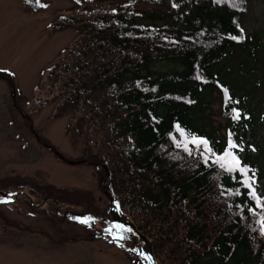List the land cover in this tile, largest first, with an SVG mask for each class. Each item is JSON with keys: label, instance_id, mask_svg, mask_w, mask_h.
Returning a JSON list of instances; mask_svg holds the SVG:
<instances>
[{"label": "trees", "instance_id": "16d2710c", "mask_svg": "<svg viewBox=\"0 0 264 264\" xmlns=\"http://www.w3.org/2000/svg\"><path fill=\"white\" fill-rule=\"evenodd\" d=\"M72 1L52 30L77 31L75 45L50 69L56 115L71 116L68 132L102 157L90 161L107 165L117 211L149 240L146 263L145 256L152 264H264L257 218L235 207L246 197L221 195L236 185L177 147L185 137L175 127L206 137L216 150L231 130L237 154L252 170L260 166L264 184V143L258 155L245 145L248 130L264 128V27L244 26L253 0H235L236 7L228 0ZM22 3L33 12L47 5ZM237 24L239 42L228 38L240 34Z\"/></svg>", "mask_w": 264, "mask_h": 264}, {"label": "rangeland", "instance_id": "374dc122", "mask_svg": "<svg viewBox=\"0 0 264 264\" xmlns=\"http://www.w3.org/2000/svg\"><path fill=\"white\" fill-rule=\"evenodd\" d=\"M42 1L47 7L33 12L22 0H0V191L7 193L0 201H8L0 202V264H141L131 250L140 255L148 248L113 222L102 189L104 170L62 162L34 137L16 110H24L42 141L66 158L102 161L92 144L68 132L72 117L56 115V94L51 92L50 69L65 59L77 38L75 27L52 30L66 21L62 16L71 13L74 3ZM244 26L248 32L263 29L264 2L252 1ZM245 134L246 148L258 155L264 128L256 135L252 130ZM239 158L244 164L243 156ZM253 170L261 193L260 166ZM73 216H91L95 226ZM107 233L122 235L116 241L123 247ZM147 264L152 262L148 259Z\"/></svg>", "mask_w": 264, "mask_h": 264}, {"label": "snow or ice", "instance_id": "6c2138e0", "mask_svg": "<svg viewBox=\"0 0 264 264\" xmlns=\"http://www.w3.org/2000/svg\"><path fill=\"white\" fill-rule=\"evenodd\" d=\"M28 2H31V0H28ZM76 2L80 3L81 0H76ZM223 2L224 0H213V3L217 4ZM36 3L39 5L40 0H36ZM228 3L232 7H236L235 0H228ZM41 6L47 7V5ZM172 6L179 7V5L176 3H173ZM237 27L239 28L240 34L238 36L229 34L228 38L239 42L240 40L244 39V30L243 28H240L239 24H237ZM199 78L200 77L198 76L197 79ZM223 92L225 95V100L227 102L231 99V97L228 95V89L224 88ZM232 113L233 120H238L240 118L239 109L233 108ZM175 127L179 130L181 136L185 137L181 144H177V147H181L183 151L187 152L190 156L195 152L199 159L204 163L205 167L215 166L228 175L229 179L236 186L230 188H222L221 195L246 197L245 200H243L240 204H236L235 207L239 209L241 213L246 210L248 214L255 216L257 218L256 223L259 225L258 230L261 235H264V195H261L256 189L257 181L255 171L252 170L248 165L243 164L236 152L233 151V149H238L239 145L233 141V133L231 132V130H229L228 132V139L224 149L216 150L211 146L210 141L206 137L197 136L193 133H186L185 129L181 128L178 124ZM173 139L175 140L176 138L173 137ZM131 140L132 138L129 137V141ZM189 145H191L192 147H190ZM249 172H251L252 174L249 175ZM237 173L239 175V178H237ZM11 195L14 194L10 193L9 196ZM248 202H251L253 206L246 208ZM231 207L232 206L229 205V210H231ZM243 218L244 216L241 215V219ZM71 219L77 220L83 224H89L90 221H94V218L91 216H73L71 217ZM119 227L123 229V226ZM124 230L127 232H132L131 228H127ZM105 231L110 230L105 229ZM113 239H124V237L122 235L117 236L114 234ZM132 251H136V249H132ZM140 255H144V253L141 252ZM145 258L150 260L151 256H145Z\"/></svg>", "mask_w": 264, "mask_h": 264}, {"label": "water", "instance_id": "95a60500", "mask_svg": "<svg viewBox=\"0 0 264 264\" xmlns=\"http://www.w3.org/2000/svg\"><path fill=\"white\" fill-rule=\"evenodd\" d=\"M13 94H14V99H15V94H16L15 88L13 89ZM32 131H33V133L35 135V138L38 141H41L40 140V136L38 135V133L34 129L33 125H32ZM42 144H43L44 147L50 149L62 162L66 163L68 165H73L74 166V165H81V164H91V165L101 166L104 169V171H105L104 179L109 177L108 167L104 163L90 161V160H88L86 158L78 159V160H71V159L66 158L63 154H61L52 144L47 143V142H43ZM104 185H106V180H104ZM103 191H104V193L106 194V196L108 197V199L110 201V212H111V215H112L114 221H116L120 226H124L126 228H131L132 232L135 233L137 236L141 237L144 240L145 244L150 248L149 240L137 230V228L135 227L133 222L131 220H129V219H123L120 216V214L117 212L115 200L111 196V194L108 192V190L104 189ZM2 194H4V193H2ZM140 259H141V262L143 264H146V262H145V260L143 258H140Z\"/></svg>", "mask_w": 264, "mask_h": 264}, {"label": "flooded vegetation", "instance_id": "af4514ba", "mask_svg": "<svg viewBox=\"0 0 264 264\" xmlns=\"http://www.w3.org/2000/svg\"><path fill=\"white\" fill-rule=\"evenodd\" d=\"M16 110L18 111V114H20L27 122H28V124H29V129L31 130V132H32V134L34 135V133H33V131H32V125H33V122H32V119L28 116V114H26L25 113V111L24 110H22V109H20V108H16ZM34 129H35V127H34ZM36 130V129H35ZM34 137H35V135H34ZM40 142L41 143H43V141H42V139L40 138ZM43 145V144H42ZM48 149V148H47ZM101 182H102V185H103V188L102 189H104V180L102 181L101 180ZM107 189V181H106V186H105V190ZM22 193V192H21ZM20 193H16V198H15V201H17V199L19 198L18 197V195H19ZM110 204V203H109Z\"/></svg>", "mask_w": 264, "mask_h": 264}, {"label": "bare ground", "instance_id": "6f19581e", "mask_svg": "<svg viewBox=\"0 0 264 264\" xmlns=\"http://www.w3.org/2000/svg\"><path fill=\"white\" fill-rule=\"evenodd\" d=\"M33 126H34V124H33ZM35 127V126H34Z\"/></svg>", "mask_w": 264, "mask_h": 264}]
</instances>
